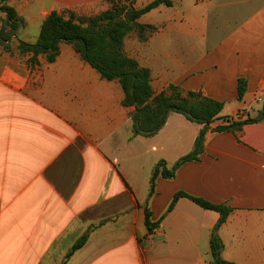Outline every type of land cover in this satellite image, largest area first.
<instances>
[{"label": "crops", "instance_id": "crops-1", "mask_svg": "<svg viewBox=\"0 0 264 264\" xmlns=\"http://www.w3.org/2000/svg\"><path fill=\"white\" fill-rule=\"evenodd\" d=\"M107 1L6 0L83 16ZM138 22L155 30L145 41L129 33L124 51L150 70L155 95L169 85L200 93L223 103L221 118L264 109V0H172ZM59 58L0 63V264H211L220 216L184 197L167 212L178 192L231 208L217 231L223 260L264 264V120L221 133L213 122L199 159L157 177L150 195L155 165L172 169L202 126L169 113L154 136L132 137L135 108L122 105L120 84ZM145 209L161 219L150 233Z\"/></svg>", "mask_w": 264, "mask_h": 264}, {"label": "trees", "instance_id": "trees-1", "mask_svg": "<svg viewBox=\"0 0 264 264\" xmlns=\"http://www.w3.org/2000/svg\"><path fill=\"white\" fill-rule=\"evenodd\" d=\"M161 5L170 7L172 0H153L139 9L134 7V0H109L106 10L92 16H81L73 11H52L41 23L34 42L19 40L17 44L18 53L22 56L28 55L27 62L30 65L37 64L40 56H43L48 63L55 62L60 55L61 45H68L102 79L118 82L124 95L122 105L135 108L131 113L132 137L154 136L165 124L169 113L180 114L187 121L202 126L195 139L193 150L181 157L172 169L168 170L164 161L155 165L150 178V195L154 193L157 177L171 179L181 165L199 159L203 152L205 136L213 122L223 120V124L211 130L221 133L237 132L245 124L264 120V109L255 118L247 117L244 120L221 118L219 114L223 109V103L205 98L200 93L183 92L174 85H169L165 92L154 94L150 83V70L142 67L134 58L127 56L124 51V41L131 32H135L140 41H145L147 35L155 28L140 24L138 20ZM0 12L5 14L3 31L8 29V32H4L5 34L0 33V45L4 46L5 52H9L8 42L16 34L17 29L24 26L25 22L11 6L1 5ZM245 90L246 83L240 79L237 87L238 100L242 99ZM182 197L220 216L209 241L211 264H235L221 258L223 245L217 235L218 229L228 218L231 208L178 192L167 212H170L177 200ZM150 217L149 210L145 209V226L149 233L156 229L161 221L159 219L151 222ZM86 240L87 235L81 237L73 246L71 253L82 247Z\"/></svg>", "mask_w": 264, "mask_h": 264}, {"label": "rangeland", "instance_id": "rangeland-1", "mask_svg": "<svg viewBox=\"0 0 264 264\" xmlns=\"http://www.w3.org/2000/svg\"><path fill=\"white\" fill-rule=\"evenodd\" d=\"M134 3H135V0H134ZM1 5H7L6 0H0V6ZM107 6H108V1H107ZM13 8L16 10L17 15L24 20L25 24L24 26H21L17 29L16 34H14L12 39L8 42V45L10 48L9 52H5L4 46L0 45V63H6V64L14 63V62L27 63L28 55L22 56L18 53V50H17L18 41L22 40V41L32 43L36 40L38 32H39V27L41 25L40 23L43 22L45 17L48 15L49 9L27 6L23 4L21 5L18 4ZM63 11H70V10H63ZM4 25H5V14L0 12V33L8 32V29H5V31H3ZM132 37L134 36L133 35L130 36L129 39H131ZM59 56L60 58L58 60L81 61V59L73 52L72 48L65 44L61 45ZM39 61L43 63L46 62L43 56H40ZM7 233L10 239H17L18 237L17 231L15 230H7ZM3 248H4L3 252L6 253L7 247H3ZM13 249H14L13 247H10V250H13Z\"/></svg>", "mask_w": 264, "mask_h": 264}, {"label": "built area", "instance_id": "built-area-1", "mask_svg": "<svg viewBox=\"0 0 264 264\" xmlns=\"http://www.w3.org/2000/svg\"><path fill=\"white\" fill-rule=\"evenodd\" d=\"M237 117H239V115L237 114Z\"/></svg>", "mask_w": 264, "mask_h": 264}]
</instances>
